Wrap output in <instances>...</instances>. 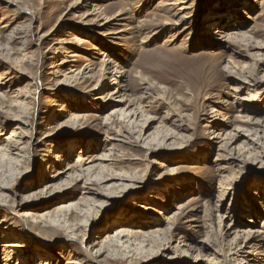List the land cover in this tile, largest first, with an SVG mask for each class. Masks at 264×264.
I'll list each match as a JSON object with an SVG mask.
<instances>
[{"label":"rangeland","instance_id":"374dc122","mask_svg":"<svg viewBox=\"0 0 264 264\" xmlns=\"http://www.w3.org/2000/svg\"><path fill=\"white\" fill-rule=\"evenodd\" d=\"M181 1L0 0V264L5 243L26 245L10 264H242L218 216L264 232V0ZM235 3L243 25L216 22Z\"/></svg>","mask_w":264,"mask_h":264},{"label":"bare ground","instance_id":"6f19581e","mask_svg":"<svg viewBox=\"0 0 264 264\" xmlns=\"http://www.w3.org/2000/svg\"><path fill=\"white\" fill-rule=\"evenodd\" d=\"M179 2V4H170V3H167V5H168V7L169 6H177V5H181L180 7H182L181 9H180V11L182 12H186V11H188L189 10V8L188 7H186V5H185V3L186 2H183V1H181V0H178ZM245 4H246V2L244 3V7H245ZM239 6V4L238 3H235L234 5H233V8L231 7L230 8V10H228V9H219V11H218V14L216 15L217 16V20H216V22H218V23H223V22H225V14L224 15H222L224 12L225 13H227L228 14V16H227V18L228 17H230L231 15L235 18V19H237L238 21H236V22H239L240 23V26L241 25H243V22L241 21V19L238 17V15H239V11H240V9H237V7ZM247 7V6H246ZM167 8V7H166ZM121 12V11H120ZM216 13V12H215ZM241 13V12H240ZM102 16L104 15L103 13L101 14ZM122 14H120L119 12H118V14L115 16V17H118V16H121ZM115 17H106V16H104V20H105V23L104 24H106V25H109L112 21H115L114 19H115ZM233 18V19H234ZM184 19H187V18H184ZM227 20V19H226ZM215 21V20H214ZM214 21H211V22H214ZM210 22V23H211ZM167 24V26H168V23H166ZM103 25V24H102ZM184 26V25H183ZM236 26V25H235ZM104 27V26H103ZM6 28V27H5ZM215 30V29H214ZM115 34V33H114ZM214 35H217V36H220V38L219 39H222V40H224V39H227L228 41H230V40H236L237 39V37L235 36V35H237V34H233V33H230V32H226V29L224 28V26H222V28H217V30L214 32ZM210 37H212V36H208V35H206L204 38L206 39V40H209L210 41ZM212 38H214V37H212ZM243 39L241 40V42H245V41H247V39H249V41H251L252 40V38H249L248 37V35H247V33L245 34L244 33V35H243V37H242ZM226 40V41H227ZM79 42V41H78ZM81 43V44H80ZM80 47H81V45H83V43L80 41ZM249 43V42H248ZM78 44V43H77ZM256 47V49H260L261 51L262 50H264V45H261V46H255ZM102 53V52H101ZM103 54V53H102ZM101 55V54H100ZM76 57H79V56H77V55H72L71 56V58H76ZM262 57H263V55H262ZM260 68H264V64H263V66H261ZM117 70H122V69H118V67L114 70V71H117ZM244 75H242L241 76V79H240V82L242 83V87H243V85H246V84H248V82H247V78L245 77V72H242ZM238 75H240V74H238ZM123 80H124V78H123ZM256 82V81H255ZM124 83L123 82H120V85H123ZM255 85H257V84H255ZM125 87V86H124ZM253 87H255V86H253ZM257 88V87H256ZM95 88H93L92 90H94ZM253 90H249V94H251V97H253V98H259V100H261V98H262V95H261V93L262 94H264V88L261 90V91H258V90H256L255 88H252ZM100 98H102V99H106V97H104V95H101V97ZM100 98H97V99H100ZM245 100V99H244ZM262 102H263V100H261ZM14 104V103H13ZM13 106H10V112H11V108H12ZM253 108H255V107H252V109ZM139 110H141V109H139ZM261 110V109H260ZM244 111L246 112V109H244ZM253 112L252 113H254V114H257V116L259 115V116H262L263 118H264V109L262 108V110L261 111H259L258 109H253L252 110ZM116 112H118L116 109L113 111V113H116ZM127 112L128 111H119V113L121 114L120 115V117L121 118H125V117H129V116H136L137 115V113H135V112H133V111H131L132 113L131 114H127ZM251 113V112H250ZM14 117H16L17 119H14L13 121H18V117H20V115L19 114H14ZM83 117V116H82ZM131 120V119H130ZM254 120V119H253ZM253 122V121H252ZM253 125L255 126L254 128L255 129H251L252 130V132L253 131H255V133L256 134H258V132H260V130H259V128L261 127V128H263L264 129V119H256V121L253 123ZM19 130V128L18 127H16L15 128V130H12V135L14 136V135H17V131ZM250 131V130H249ZM167 135V136H165L164 138H163V142L165 143L166 142V140H169V139H171L170 138V133H168V132H166V133H164V135ZM220 137V135H218L217 137H216V139L218 138V139H220L219 138ZM14 138V137H13ZM229 139V140H228ZM227 140H228V142H226V143H224V146H227V145H229V142H232V141H236L237 140V135H233V134H230V135H227ZM7 141V140H6ZM11 144H13V143H7V145L5 146H3V144H0V156L1 157H3V158H8V157H10L11 155H9L10 153L8 152V151H10V149H11ZM233 144V143H232ZM54 146H52L51 148H53ZM232 147V146H231ZM56 148V147H55ZM55 150L56 149H54L51 153L52 154H54L55 153ZM229 150V152H230V154L229 155H231L229 158L227 157H225V160H232V159H234L233 161H232V163H235V162H240V161H238L237 159H235V158H232L233 157V151H235L234 149H228ZM9 153V154H8ZM55 155V154H54ZM228 156V155H227ZM16 161V160H15ZM10 163H14V159L13 160H10L9 161ZM80 162V163H79ZM79 162L74 166V169L73 168H69L67 171H68V173L69 172H72L73 171V174H76L77 173V171L79 170V168L80 169H82V165H83V163L85 164V160H83V159H79ZM19 164V163H18ZM235 164H237V163H235ZM220 165V164H219ZM226 165L228 166L229 164H227L226 163ZM225 166V165H224ZM226 166V167H227ZM226 167H220L219 166V169H220V171L221 170H224L225 171V168ZM85 168V167H84ZM228 168V167H227ZM73 169V170H72ZM87 172H91V169H87ZM84 173H85V171H84ZM232 173V172H231ZM115 179H117L115 176H112V179H108V178H103V179H101V180H99V182H102L103 184H105V183H109V182H111V181H115ZM118 180H120V179H118ZM125 180V179H124ZM88 181H91V179H88ZM220 185H223V186H227L226 187V190L227 189H229V184H227V182H222L221 181V183H220ZM87 189V188H86ZM89 191H91L92 189H88ZM226 190H224V192H221L222 194H221V197H220V199H222L221 201H223L224 199H225V197H226V195H227V192L228 191H226ZM93 191V190H92ZM95 191V190H94ZM93 193V192H92ZM95 193V192H94ZM97 195H99V193L97 192ZM107 197V196H106ZM108 199H112L111 197H107ZM220 203V202H219ZM185 207V206H184ZM219 207V206H218ZM180 209H183V208H180ZM186 209V208H185ZM188 209V208H187ZM192 209V208H191ZM196 210V209H195ZM194 209L192 210V211H195ZM264 210V209H263ZM218 212H219V210H218ZM233 214V212H230V213H228V212H226L225 213V215H223V216H218V219H219V221L221 222V223H223L224 222V220H228V223H226L225 224V227H226V233H225V235H226V237H230V236H234V241L235 242H237L238 240H243V244L242 245H238L237 247H238V249H239V251L235 254V255H238V254H241L242 253V256L244 255V259H241L242 258V256H240L239 258L242 260H240V259H237L236 261L238 262V261H240L242 264H244V261H248V260H250V261H252L254 264H256L257 262V264H264V232L262 231V230H257L253 225H250V226H246L245 224H243V223H239V222H237V220H235V216L234 215H232ZM259 214V213H258ZM258 214H256L257 216H255V217H257V218H259V215ZM188 216V215H187ZM189 219V218H188ZM226 222V221H225ZM249 223H253V224H255V225H258V223H257V220L256 221H252V220H249L248 221ZM54 226H53V228H56V227H59L58 226V222H57V224L55 223V224H53ZM222 225V224H221ZM57 230H59V229H54L53 231H54V233L55 234H57L58 233V231ZM127 233H124V232H121V233H119L118 234V237L117 238H119V237H123V238H125V237H127V236H129V235H126ZM124 235V236H123ZM164 235H167V234H165V233H152L149 237H148V240H150V242H152V243H155V242H160L161 240L162 241H165V239H166V236H164ZM162 236H164V237H162ZM74 239H75V237H74ZM182 239V238H181ZM108 240L111 242V243H118V242H120V241H118V240H112L111 238H108ZM135 242H137V241H135ZM147 242V241H146ZM146 242H143V244H141V245H139L140 246V248L137 246L136 247V251H143L145 248H144V244L146 243ZM208 242H210V239L208 238V239H206L204 242L202 241V242H200L201 243V248H200V250H198V252H199V256H198V258L199 257H201V252L204 250V251H206V250H209V247H207V244H209ZM128 243H130L129 244V246L131 245V241L130 240H128L125 244H128ZM120 244V243H119ZM133 245L132 246H130V247H127L128 249H131L133 246H135L134 244V242L132 243ZM3 248H4V251H3V253L5 254V255H7L6 256V261L3 263V264H10L11 263V257L13 256V255H16V254H14V253H16L17 251V254H19V253H21V251L22 250H20V249H26V245L25 244H17V243H5V244H3V246H2ZM82 247H83V245H82ZM149 247V246H148ZM151 247V246H150ZM12 248H16V249H12ZM87 250V249H86ZM89 250V249H88ZM202 250V251H201ZM185 252H188V251H185ZM97 254H99V257H102L103 255H104V249H101V250H99L98 252H97ZM217 254V253H216ZM213 257L212 258H214V256H215V253H214V255H212ZM210 257V256H209ZM198 258H196V259H198ZM259 258H262V260H260ZM209 260H211V259H209ZM217 259L216 258H214L213 260H211V262H210V264H214L215 263V261H216ZM18 262V261H17ZM48 261L47 260H45V262H44V264H49V263H47ZM41 264H43V263H41ZM67 264H81L80 262H78V259L77 260H74V259H72L71 261H69Z\"/></svg>","mask_w":264,"mask_h":264}]
</instances>
